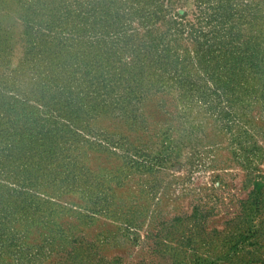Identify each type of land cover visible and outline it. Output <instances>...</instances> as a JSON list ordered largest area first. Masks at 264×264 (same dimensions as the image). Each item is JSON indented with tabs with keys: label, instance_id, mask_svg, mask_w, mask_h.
<instances>
[{
	"label": "rangeland",
	"instance_id": "rangeland-1",
	"mask_svg": "<svg viewBox=\"0 0 264 264\" xmlns=\"http://www.w3.org/2000/svg\"><path fill=\"white\" fill-rule=\"evenodd\" d=\"M113 1L0 0V264H264V0L215 32L218 90L193 0L157 49L97 39Z\"/></svg>",
	"mask_w": 264,
	"mask_h": 264
},
{
	"label": "trees",
	"instance_id": "trees-1",
	"mask_svg": "<svg viewBox=\"0 0 264 264\" xmlns=\"http://www.w3.org/2000/svg\"><path fill=\"white\" fill-rule=\"evenodd\" d=\"M152 1L153 8L149 9V11H138L139 7V0H119L121 4H127L126 9H128L127 13H120L115 11L112 15L108 9L110 8L111 3L105 4L101 8H95L94 11L101 10L104 12L102 20H106L104 27V32L99 33L97 39L102 40H110L115 38L120 40L123 38L129 39V37L140 36L144 38L145 48L148 49H157L159 46V41L163 40L167 36L168 26L169 25H176L177 20L180 19L181 22L189 12L184 11L179 13L175 10L174 5L176 4V0L173 1L172 4L167 7L168 0H150ZM234 0H193V4L195 6V10L191 11L190 14L193 16L192 20L194 21L193 24L191 22L185 21L184 25L189 26V31L187 32L188 37L197 44V48H195V58L196 63L199 66H203V72L205 76L208 77L210 75V80L216 82V89H220L219 87L225 86L226 82L222 81L219 77L213 78L214 70L218 67L220 70H223V66L229 59V56L232 55V52L227 54V51L220 46L219 44L222 43L219 40L216 44H214V38L216 35V31L224 24V18L236 17L242 19L244 17V8L243 9H236L233 11L231 3ZM117 1L114 0L113 4ZM166 3V4H165ZM170 3V2H169ZM130 4V6H129ZM134 4V5H133ZM148 6V5H146ZM130 8H134L136 12H130ZM231 11V12H230ZM108 17V18H107ZM169 19V20H168ZM30 26V27H29ZM25 26V31L30 30L31 34L36 32L41 36V33L36 31L33 26L29 25ZM195 26V28H194ZM183 25H180L179 30L183 29ZM109 28V30L107 29ZM27 31L25 34H27ZM63 43L65 40H68V37L61 36ZM82 43V41H79ZM168 44V43H167ZM244 45V43H243ZM248 45V43H247ZM225 46V45H224ZM247 51H250V58L252 59V52H255L256 49L253 47L247 48ZM162 58H165V62H162L163 66L168 65L167 62L172 61L170 58L168 59L167 50L163 49ZM239 53L237 56H240L243 52L239 49ZM163 59L160 58L162 61ZM235 62H239V60L235 59ZM171 63V62H170ZM222 68V69H221ZM179 70L177 71L174 81L173 82H180V74ZM219 86V87H218Z\"/></svg>",
	"mask_w": 264,
	"mask_h": 264
}]
</instances>
